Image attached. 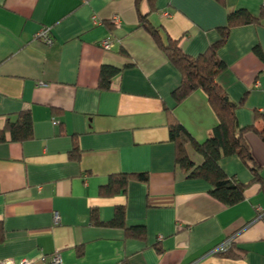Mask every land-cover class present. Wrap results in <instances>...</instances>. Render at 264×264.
<instances>
[{
	"label": "crops",
	"instance_id": "crops-1",
	"mask_svg": "<svg viewBox=\"0 0 264 264\" xmlns=\"http://www.w3.org/2000/svg\"><path fill=\"white\" fill-rule=\"evenodd\" d=\"M225 1L155 0L152 7L143 0L139 9L164 38L197 58L221 39L230 13L262 17L264 0ZM139 21L136 0H0V129L25 110L34 123L32 140L0 144V261L51 264L60 254L62 264H264V142L246 134L262 184L253 183L239 158L221 162L231 179L248 185L236 206H223L208 182L181 171L170 119L199 143L218 120L202 91L175 102L181 76ZM44 29L51 46L35 38ZM106 40L110 50L100 46ZM258 46L264 52V18L234 28L220 50L228 68L217 81L234 102L245 98L240 127L261 130ZM104 66L121 70L108 91L100 88ZM76 143L78 160L70 157ZM187 153L196 167L203 163L191 146ZM132 173L147 174L149 182L133 180L126 194L100 196L111 177ZM120 206L128 227L145 226L144 240L92 223V212L107 223ZM230 238L231 256L212 254Z\"/></svg>",
	"mask_w": 264,
	"mask_h": 264
},
{
	"label": "trees",
	"instance_id": "trees-1",
	"mask_svg": "<svg viewBox=\"0 0 264 264\" xmlns=\"http://www.w3.org/2000/svg\"><path fill=\"white\" fill-rule=\"evenodd\" d=\"M153 7L155 0H147ZM225 5V0H217ZM143 0H136V8L139 14V28H143L154 39L158 48L166 56L168 61L177 69L181 76L180 86L173 92L175 102L180 105L188 97L197 91L206 94L208 103L217 117L218 124L212 130L209 138L204 143L197 142L186 127L176 119L169 122V142L176 147V163L181 171L188 174L190 179H201L208 182L212 189L210 195L225 207H233L245 200V190L248 185H244L231 179L221 167V162L227 158L237 157L244 164L248 165L255 180L253 183H263L260 168L254 162L252 151L246 141L247 133L256 134L264 142V115L256 112V118L263 121V128L260 130L255 125L242 128L238 121V109L244 103L234 102L228 93L218 84L217 78L228 68L227 64L220 57V50L227 44L230 33L234 28L250 25H259L264 18L254 17L248 10L241 9L229 14L227 25L220 29L221 39L213 44L204 54L197 58L188 56L180 48L177 41L167 37L164 38L159 29L153 26L148 17L144 16L139 7ZM153 10V8H152ZM255 54L264 62V52L258 46L254 50ZM123 55H128L126 51ZM120 69L112 66H104L100 74V88L111 90L113 80L120 74ZM9 137V138H8ZM34 137V123L30 110L23 111L17 122L8 121L3 129H0V144L7 142L23 143L32 140ZM203 158L200 166L190 159L187 147ZM78 160L80 150L78 144L70 156ZM143 183L149 182V177L145 173L141 174H117L111 177L107 186L100 190V196L111 198L120 194H126L131 181ZM92 223L99 226H109L124 229L127 236L134 239L144 240L146 237L145 226L128 227L126 222V207L116 208L113 219L110 222H102L96 211L92 212ZM5 241V227L0 221V246ZM235 240L232 247L226 254L221 256H231L234 251Z\"/></svg>",
	"mask_w": 264,
	"mask_h": 264
},
{
	"label": "built area",
	"instance_id": "built-area-1",
	"mask_svg": "<svg viewBox=\"0 0 264 264\" xmlns=\"http://www.w3.org/2000/svg\"><path fill=\"white\" fill-rule=\"evenodd\" d=\"M263 9H264V3H263ZM111 23L116 26L119 27L121 25V18L120 17H114L111 20ZM36 39H41L42 41H44V43L47 46H51L53 44V38L51 37V32L50 29H44L41 32H39L36 36ZM103 49L105 50H110L112 47V43L109 40L103 41L100 45ZM60 221V217L58 214H56L55 216V222L56 224H59ZM232 243H233V239H227L224 243H222L221 245H219L218 247H216L213 251L212 254L213 255H219V254H226L230 248L232 247ZM63 260L60 254H56L52 261L51 264H62ZM0 264H32L31 260L29 259H21L19 261H15L12 259H6L3 261H0Z\"/></svg>",
	"mask_w": 264,
	"mask_h": 264
}]
</instances>
